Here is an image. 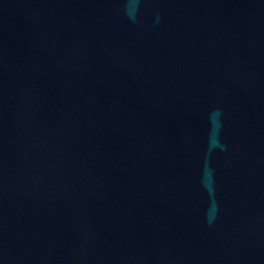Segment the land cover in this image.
<instances>
[{
	"label": "water",
	"instance_id": "1",
	"mask_svg": "<svg viewBox=\"0 0 264 264\" xmlns=\"http://www.w3.org/2000/svg\"><path fill=\"white\" fill-rule=\"evenodd\" d=\"M0 264H264V0H0Z\"/></svg>",
	"mask_w": 264,
	"mask_h": 264
}]
</instances>
